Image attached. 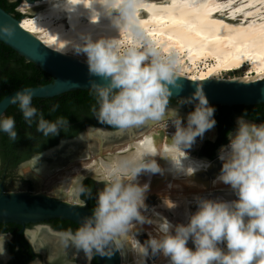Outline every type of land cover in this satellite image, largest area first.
Masks as SVG:
<instances>
[{"label":"clouds","instance_id":"9594fccd","mask_svg":"<svg viewBox=\"0 0 264 264\" xmlns=\"http://www.w3.org/2000/svg\"><path fill=\"white\" fill-rule=\"evenodd\" d=\"M135 2L49 0L53 9L62 8L69 13L82 5L89 10V20L93 23L101 14L94 7L99 4L119 32L134 39L139 27ZM112 10H117L119 15L113 17ZM12 34L10 24H0V35L11 37ZM51 47L64 55H84L89 75L102 81H88L96 100L92 115L100 124H106L118 133L160 121H165V127L172 129L163 150L159 149L157 142L148 139L136 152L102 164L99 182H103V187L96 191L91 214L81 218L75 231L69 229L58 234L61 253L65 257L69 250L73 251L74 257L83 253L89 264L94 256L111 259L122 252L134 234H138V226L148 224L155 226L156 234L149 233L143 243L133 241L144 257L161 255L167 258L168 264H264V122L249 120L246 112L241 113L235 118L234 128L226 134L227 143L218 150L221 168L212 184L228 185L236 199L194 194L191 202L195 203L196 210L186 209V222L173 223L150 207L146 199L152 175L192 178L211 166L210 161L190 155L198 139L202 141L217 123L216 109L207 99L203 84L194 83V91L187 97H180L172 106L173 89L178 94L183 88L177 80L178 62L170 52H162L159 45L143 38L121 50L117 38L94 40L90 33H80L78 41L64 40L59 46ZM261 92L264 94V89ZM32 99L33 91L29 88L9 97L10 104L18 105L29 126L35 120L37 131L45 137L56 136L69 126L64 117L55 121L45 119L43 113L32 105ZM189 105L191 109L181 115V108ZM56 107L54 105L51 111ZM0 131L10 140H17L13 117H0ZM156 157L165 159L167 167H162ZM39 160L40 156H35L30 161V170L37 175L41 171L37 167ZM141 175H148L149 180L141 183ZM194 184L192 181L190 186ZM73 193L77 196L76 203L86 206L78 197L81 194L91 196L90 189L80 182ZM178 206L173 203L168 208L172 210ZM150 208L151 216H148L146 213ZM7 238V233H0V254L5 251ZM190 240L194 249L188 247ZM225 244L226 251L222 247ZM43 247L41 245L40 249ZM58 258L52 254L47 256L49 264H54ZM31 264L42 262L36 259Z\"/></svg>","mask_w":264,"mask_h":264},{"label":"bare ground","instance_id":"6f19581e","mask_svg":"<svg viewBox=\"0 0 264 264\" xmlns=\"http://www.w3.org/2000/svg\"><path fill=\"white\" fill-rule=\"evenodd\" d=\"M94 7L101 13L95 23L89 20V10L82 5L76 6V10L69 13L62 8L53 9L49 0H21L17 10L23 15L18 22L22 28L53 50L52 45L59 46L64 40L78 41L80 33H90L94 40L99 37L117 38L120 45H132L143 38L159 45L162 52H170L177 60V65L186 69L176 70L177 75L188 79L219 78L215 76L216 72L237 69L243 62L251 65V73L229 79L251 81L264 78V0H136L135 17L139 27L135 30L138 33L135 39L127 33H120L99 4H95ZM30 11L32 14H28ZM118 15L117 10H112L113 17ZM67 55L72 56L71 53ZM205 58L213 61L197 68L195 63ZM185 60L189 63L184 64ZM192 70L196 72L193 73ZM170 131L172 129L165 127V123H153L124 133L101 127L87 129L82 133L87 132L83 138H80L81 134L75 138L74 143L64 145L57 152H48L39 160L37 167L47 176L58 173L60 166L68 160L85 161L90 158V153H102L82 167L84 169L90 167L97 175V179H100L102 164L111 163L136 152L142 146V142L148 139L157 142L159 149L163 150ZM198 141L190 152L191 157L208 160L197 153ZM120 143L121 145L112 147ZM156 159L162 167H167L165 159L160 157ZM219 172L220 170L215 172L207 184L193 177L179 176L173 179L170 174L152 175L146 203L161 213L156 209V205L163 203L167 207L168 200L173 195H179L184 199L181 223L186 222L185 210L192 212L196 210L195 203L191 202L194 194L225 200L236 199L228 185L219 182L216 185L212 184ZM139 180L141 183L147 182L149 176L141 175ZM192 181H195L194 186H190ZM60 183L62 184L60 197L76 196L73 193L74 188L70 186V177L63 178ZM167 198L169 199L166 200ZM146 215L151 216V208ZM37 232L39 236H36ZM149 233L156 234L154 225L138 226V234H134L133 238L125 243L123 248L125 261L119 264H168L167 258L161 255L149 254L144 257L134 244V240L141 243L146 241ZM28 236L40 245L52 241L55 244L52 247V255L57 257L60 254L61 259L58 262L63 264L65 256L61 253L58 234L36 227L29 231ZM188 247L194 249L191 240ZM222 247L226 251V244ZM3 255L0 254V260L4 258ZM67 256H73V251L69 250ZM74 259L73 264L87 262L83 253H79Z\"/></svg>","mask_w":264,"mask_h":264},{"label":"water","instance_id":"95a60500","mask_svg":"<svg viewBox=\"0 0 264 264\" xmlns=\"http://www.w3.org/2000/svg\"><path fill=\"white\" fill-rule=\"evenodd\" d=\"M0 24H10L13 27L11 37L0 35V41L12 48L24 59L33 62L41 70L52 76V80L49 83L24 87L32 89L33 96L48 97L73 89H89L88 81L90 79L102 82L99 77L89 75L86 61H82L73 56L60 54L46 46L38 38L22 28L17 18L4 11L1 7ZM178 76V83H181L183 88L178 94L177 90L173 89L172 98L175 100H178L180 97L189 96L194 91V83H202L207 99L212 104L231 106L264 102V94L261 92L264 89V78L251 81L223 78L192 80L180 75ZM24 88L13 90L0 98V116L10 104L9 97ZM181 112L186 113L184 108H181ZM256 122L261 123L260 121ZM99 127L113 130L102 124H86L71 137L60 139L56 144L20 162L19 166L25 161L30 163L35 156H40L41 160L48 152H57L64 145L70 142L74 143L75 138L87 129ZM216 151L217 149L214 150L211 157L206 156L211 162V166L206 171L197 172L193 178L207 184L208 179H211L214 173L220 170L221 162L217 159ZM94 181L103 187V182H99L100 179ZM90 214L91 210L87 205L81 207L75 202H69L40 192L3 191L0 189V223L13 222L23 225L26 222H35L42 219L62 218L79 225L81 218ZM124 255L125 253L122 249L121 254L118 253L111 259L100 256H94V258L97 264H119L121 261H125ZM2 261L0 260V264Z\"/></svg>","mask_w":264,"mask_h":264},{"label":"trees","instance_id":"16d2710c","mask_svg":"<svg viewBox=\"0 0 264 264\" xmlns=\"http://www.w3.org/2000/svg\"><path fill=\"white\" fill-rule=\"evenodd\" d=\"M20 0H0V7L10 13L13 17L19 19L22 16V13L16 10V6L18 5ZM52 80V76L41 70L37 65H35L31 61H27L21 55H19L16 51H14L9 46L5 45L0 41V86L11 85L12 87H23V86H33V85H42L49 83ZM64 93L69 94L70 98L74 99L76 102V106L79 109L83 108L84 111H87L86 115V123L90 125L100 124L96 118L92 115V107L96 104V100L94 95L92 94L90 89H73L68 90ZM5 94V91H0V98ZM178 100L174 98H170V104H177ZM216 109L215 119L217 121L216 126L220 129V136L218 135L213 141L206 140L205 148L206 154L208 157H211L214 153V150L219 146L223 145L227 142L226 134L227 129L223 128V125L228 126L230 124L229 113L230 110L235 111L236 114L240 115L241 113L246 112V118L252 120H258L264 122V102H259L255 104H236V105H221V104H212ZM187 112L191 109V106L185 107ZM4 116H10L5 114ZM15 119V130L16 132H20V128H18L19 124H17L16 116H11ZM106 125V124H102ZM108 126V125H107ZM82 127L81 121L77 118V124L75 128L68 129L64 128L60 132V135H73ZM19 134V133H18ZM59 135V134H58ZM53 139L39 141L35 145H30L27 141H16L22 142L26 145H21L19 147L16 146V142L9 139L8 135L3 131H0V158L2 161L8 163L9 166H13L17 162L27 158L33 152L38 151L51 143L54 142ZM29 145V146H28ZM18 149H22L19 153H17ZM83 186L90 189L91 196L88 194L79 195L80 199L85 201L87 207L92 211L95 205V195L98 190L96 187V183L94 179L90 177H84L81 180ZM54 222L55 226L62 229H71L75 231V229L79 226L76 223L62 218H51ZM3 223H0L2 225ZM92 264H97L95 258L92 259Z\"/></svg>","mask_w":264,"mask_h":264},{"label":"flooded vegetation","instance_id":"af4514ba","mask_svg":"<svg viewBox=\"0 0 264 264\" xmlns=\"http://www.w3.org/2000/svg\"><path fill=\"white\" fill-rule=\"evenodd\" d=\"M17 10V6L15 8ZM37 86V85H33ZM24 87H31V86H19V87H12L11 85H5L0 86V91H5V94L16 90L18 88H24ZM66 92V91H64ZM58 93L56 95L48 96V97H37L33 96L32 99V105L36 107L40 112L43 113L45 119L50 121H55L58 117H64L68 120V129L75 128L77 124V118L82 123V127L86 125V115L87 111H84L85 109L81 108L78 110L76 106V102L74 99L70 98L69 94L67 93ZM4 94V95H5ZM57 106L55 111H51L53 106ZM174 105V104H171ZM184 110L187 113V110L184 107ZM5 114H8L10 116H16L17 124H19L18 128H20V132L17 133V140L16 141H27L30 145H35L39 141H45L49 139H55L53 143L50 145L33 152L30 156L27 158L17 162L13 166H9L8 163L4 162L0 158V189L3 191L7 190H13L7 183V179H11L13 177H18L20 181H22L23 190L32 192L33 189V181L31 178L23 177L17 172V166L20 162L28 159L31 156L36 155L41 150L50 147L54 144H56L60 139L71 137L72 135L66 136V135H56V136H50L45 137L42 133L37 131V123L34 120L31 126L24 120V117L22 115V112L19 110L18 105H12L9 104L5 110L3 111L2 115L0 117H3ZM239 116L235 113V111L230 110L229 113V120L230 124L228 126L223 125V128H228L227 133L233 129L234 127V119ZM249 119V118H247ZM252 120V119H250ZM256 121V120H253ZM258 121V120H257ZM261 122V121H260ZM81 127V128H82ZM215 136L214 139L219 135L220 136V129L215 126ZM62 131V130H61ZM60 131V132H61ZM74 135V134H73ZM14 141V142H16ZM21 145H25L22 142H16V146L19 147ZM29 146V145H28ZM26 147V145H25ZM21 148V147H19ZM22 149H18L17 153H19ZM3 224L0 225V233H7L8 238L6 239L4 243V260L1 264H31L33 260L39 259L42 264H49V261L47 260V256L49 254H52V247L55 246V244L52 241H48L46 243H43L44 247L40 249V244H36L34 241H32L28 233L29 231L34 230L36 227H39V229L46 230V232H51L54 234H59L60 232L67 231L68 229H62L57 226H55L54 222L50 219H42L35 222H26L23 225L13 222H2ZM39 232L36 233V236ZM36 249H40L39 252L36 251ZM59 253V252H58ZM59 258L54 260V264H59L58 260L61 259L60 254L57 255ZM63 259V258H62ZM93 259V258H92ZM63 264H73L75 261L73 256H67L65 259L62 260ZM86 264H89V261L86 262ZM92 264V260L90 262Z\"/></svg>","mask_w":264,"mask_h":264},{"label":"rangeland","instance_id":"374dc122","mask_svg":"<svg viewBox=\"0 0 264 264\" xmlns=\"http://www.w3.org/2000/svg\"><path fill=\"white\" fill-rule=\"evenodd\" d=\"M28 14H32V11H30ZM22 15H23V13H22ZM139 41H140V39H139ZM130 46L131 45H124V44L120 45L121 50H123L127 47H130ZM72 56L77 58V59L86 61V57L84 55L76 56V55L72 54ZM212 61L213 60L210 58L201 59L195 63V66L197 68L203 67L204 65L210 64ZM187 63H189L188 60H185L184 64H187ZM250 66L251 65H249L248 62H243L239 68L232 69L229 71L223 69V70L216 72L215 76H217L219 78H223V79L236 78V77H239L240 75H244L247 73L250 74L251 73ZM176 70L186 71V69L184 67L179 66V65H177ZM192 72L194 73V72H196V70L195 71L192 70ZM185 114L186 113L181 112V115H185ZM159 123H165V121H160ZM104 126H107V125H104ZM234 126H235V119H234ZM107 127L111 128L110 126H107ZM82 128H80V129H82ZM168 128L171 129L170 127H168ZM112 129H114V128H112ZM214 136H215V129L206 133L205 137L202 141L201 140L198 141V145L196 148L198 151L197 153L199 155H202L204 157L208 156L206 154L207 150L205 148V141L206 140H214ZM226 140H227V135H226ZM119 145H121V143L117 144V145H113L112 147H115V146L117 147ZM219 147H221V146H218L216 149H218ZM100 154H102V153H99V154L90 153V158H87L85 161L68 160V162H66L65 164L60 166L61 169L58 173L57 172L52 173V174L47 175V176L42 172H39V174L37 175L35 173V171H31L30 169H32V165L26 161L23 162L20 166L18 165L16 170L21 176L28 177V178L32 179V181H33L32 192H40V193L47 194L50 196L58 197L60 199H63V200L69 201V202H75L76 203L77 196H75L73 198L72 197H60V194H61L60 193V187L62 185L60 183V181L63 178L70 177V186L75 188L77 186V184L80 183L84 177H90L94 180H97V175L93 171H91L90 167L85 168V169L82 167L86 166L89 162H91L90 159L97 158ZM22 173H27V175L26 176L22 175ZM6 183L13 189V190H7V191H25V190H23L22 181H20L18 177H13L11 179H7ZM96 187H97V189L102 188V186L99 184H96ZM168 199L169 198H167L166 200H168ZM168 202H169V204L175 203V204H178L179 206L176 207L175 209L169 210L168 206L166 207V206H164L163 203H159L156 205V209L159 210L161 213L165 214L173 223L181 222V219H182V212L181 211H182V205H183L184 199L181 198L179 195H173L168 200Z\"/></svg>","mask_w":264,"mask_h":264},{"label":"snow or ice","instance_id":"6c2138e0","mask_svg":"<svg viewBox=\"0 0 264 264\" xmlns=\"http://www.w3.org/2000/svg\"><path fill=\"white\" fill-rule=\"evenodd\" d=\"M143 143V142H142Z\"/></svg>","mask_w":264,"mask_h":264}]
</instances>
